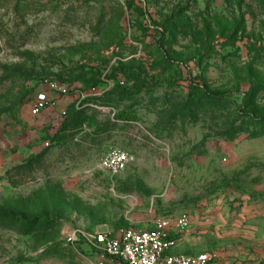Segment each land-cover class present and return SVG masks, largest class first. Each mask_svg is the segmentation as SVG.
<instances>
[{
    "label": "rangeland",
    "instance_id": "rangeland-1",
    "mask_svg": "<svg viewBox=\"0 0 264 264\" xmlns=\"http://www.w3.org/2000/svg\"><path fill=\"white\" fill-rule=\"evenodd\" d=\"M263 1L0 0V264H83L73 228L178 217L176 252L264 264Z\"/></svg>",
    "mask_w": 264,
    "mask_h": 264
},
{
    "label": "built area",
    "instance_id": "built-area-1",
    "mask_svg": "<svg viewBox=\"0 0 264 264\" xmlns=\"http://www.w3.org/2000/svg\"><path fill=\"white\" fill-rule=\"evenodd\" d=\"M46 101V94H38L32 113H42ZM129 163L130 156L114 148L101 158L100 167L115 177L124 172ZM190 226L188 218L178 217L174 220L159 219L148 229L123 228L114 231L107 228L90 233L73 228L64 233L63 244L74 248L83 258V264H215L208 252H176L182 235Z\"/></svg>",
    "mask_w": 264,
    "mask_h": 264
},
{
    "label": "trees",
    "instance_id": "trees-1",
    "mask_svg": "<svg viewBox=\"0 0 264 264\" xmlns=\"http://www.w3.org/2000/svg\"><path fill=\"white\" fill-rule=\"evenodd\" d=\"M264 4V1L262 2ZM208 97L214 100H220L223 98V94L220 92H208ZM70 120L65 124V129L69 126H72L73 129H77L82 126L83 121L85 120V109H75L72 110ZM40 157H36L32 159L31 161L27 162L26 164H23L16 170H19V174H24V172H31L35 169L36 163L39 161Z\"/></svg>",
    "mask_w": 264,
    "mask_h": 264
}]
</instances>
